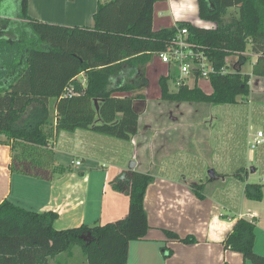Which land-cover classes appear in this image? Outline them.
Masks as SVG:
<instances>
[{
    "label": "trees",
    "instance_id": "1",
    "mask_svg": "<svg viewBox=\"0 0 264 264\" xmlns=\"http://www.w3.org/2000/svg\"><path fill=\"white\" fill-rule=\"evenodd\" d=\"M165 1L113 0L99 4L92 28H68L32 19L28 0H0V18L28 21L19 36L16 34L15 43L0 40V133L13 139V149L18 150L11 164L13 173L45 181L56 173L52 130L47 134L43 125L16 127L32 105L48 114V106L54 102L50 125L57 134L89 130L131 142L139 133L140 114L135 104L146 100L147 66L167 50L178 29L187 28L189 41L201 48L218 74L208 79L211 93L195 81L173 91L171 82L176 78L171 70L177 68L168 67V75L158 81L161 99L235 105L239 97L250 95V74L240 70L221 74V70H229L228 58L243 55L250 45L256 56L252 75L264 78V0H198L200 19L215 27L177 22L154 30V7ZM231 9L238 11V17L228 21ZM127 71L131 78L112 84ZM81 73L84 82L76 80ZM61 168L63 173L68 171ZM238 179L246 182L248 178ZM154 180L151 174L129 171L125 181L113 183L116 191L129 196L124 219L67 230L54 227L55 212L28 211L5 200L0 203V264H74L76 248L85 264H128L131 242L145 239L150 230L145 197ZM263 188L248 183L245 197L261 202ZM191 189L198 199H205L204 184H192ZM164 233L170 241L197 243L192 236L182 238L171 230ZM255 242L256 221L238 219L223 245L242 254L247 262L264 264V256L254 250ZM171 256L172 252L166 255Z\"/></svg>",
    "mask_w": 264,
    "mask_h": 264
},
{
    "label": "crops",
    "instance_id": "2",
    "mask_svg": "<svg viewBox=\"0 0 264 264\" xmlns=\"http://www.w3.org/2000/svg\"><path fill=\"white\" fill-rule=\"evenodd\" d=\"M111 1L113 0L105 1V3ZM87 2L90 4L89 7ZM101 2V0H28V15L43 23L68 28L77 26L92 28L94 26L93 16L99 4H105ZM83 4L88 7L86 13ZM159 5H163L160 6V9L158 8L162 12L161 17H155L156 8ZM164 9L175 11L174 20H170V25L165 23ZM178 12L179 19L176 18ZM14 20L24 24L28 22L16 18ZM177 22H190L195 26L205 28L215 27V24L200 19L198 0H167L162 4L156 3L154 7V30L170 28ZM150 63L147 66V77ZM130 74V71L124 72L115 78L112 84L124 83L125 80L131 78ZM84 78V73H81L76 80L84 82ZM145 102L149 104L148 99ZM48 108L50 114L45 113L42 107L30 106L23 115L22 122L16 127L27 128L30 125H43L42 129L45 133L53 132L54 138L51 141V148L54 154L56 153V173L53 179L45 181L33 176L13 173L11 164L13 156L18 150L13 149L15 144L13 139H10L6 133H0V203L9 200L28 211L55 212L58 214V219L54 224L57 230H67L82 225L93 226L96 223L104 224L101 223L104 220L116 222L124 219L129 211V196L116 191L113 185L112 194L108 193L107 184L110 178H103L102 184L99 186L101 192L99 191L95 197L89 190L88 178H66L65 176L70 169L63 173V168H58V166L64 167L59 164L56 158L59 142L70 143L73 145L72 152L74 155L78 154V156L84 157V160L85 157H88L93 159L92 161H97L96 158L98 157L110 158L115 156L107 148H104V143L107 142L103 140V137L89 130L57 134L55 128L51 127L49 123V116H55L54 102H50ZM138 113L140 114L139 133L131 141L135 148L133 158L137 163L133 171L152 175V172L147 169L148 167H145L147 164L140 159L141 155H139L138 150L144 153L150 151L147 149L149 145L147 130H154V135H156L157 127L153 125V120L146 119V116L142 121L141 113ZM106 139L108 140V138ZM152 152L156 155V150H152ZM82 165L81 161V165H76V167L79 168ZM116 168L118 169L117 173L128 171L121 164L116 165ZM15 178H19L20 184L26 187L25 203H21L19 199L13 200ZM154 178V183L148 187L145 197V210L148 215L150 230L145 239L131 242L128 264H248L242 254L226 250L223 245L238 219L256 221L254 250L258 255L264 256V248L262 250L261 247L264 240L261 241L257 233L260 227L259 223L264 227V198L261 202H257L245 197L244 188L248 184L249 178L243 186L242 196L234 193L224 197L216 190L209 195L205 191L204 200L195 196L190 184L197 183L190 179L157 178L156 176ZM223 180L226 182V178ZM222 206L227 211L226 213H221ZM105 215L107 216L105 217ZM164 230H171L182 238L192 236L197 240V243L183 244L170 241ZM170 252H172V256L166 257Z\"/></svg>",
    "mask_w": 264,
    "mask_h": 264
},
{
    "label": "rangeland",
    "instance_id": "3",
    "mask_svg": "<svg viewBox=\"0 0 264 264\" xmlns=\"http://www.w3.org/2000/svg\"><path fill=\"white\" fill-rule=\"evenodd\" d=\"M101 1V3H105L110 0ZM87 6H90L88 2ZM87 6L83 4V8H86L85 13L88 10ZM160 6L163 5L156 8L155 17H161ZM165 10L163 13L166 17L165 23L170 25V20H174L175 11ZM234 17H238V11L236 9L229 10L227 20L231 21ZM24 27L22 22L0 18V40L6 39L15 43L18 38L16 34L19 36V31H22ZM242 56L247 58V61H243ZM255 61L256 57L252 53L250 45L243 55H233L228 58L230 71L240 70L243 74L251 75L250 95L239 97L235 105H214L161 99L158 81L162 75L168 74L169 68L160 61L158 56H154L148 73V89L144 92L149 104L145 100L135 104L136 110L141 113V120L143 121L146 116V119L153 120V125L157 127L156 135H154V130H147L149 133L147 149L150 151L144 153L138 150L141 155L140 159L147 164L145 167H148L147 169L152 172L153 176L190 179L194 183L204 184L205 189L207 187L205 191L209 195L216 190L224 197L234 193L242 196L243 186L247 181L238 178H249V184L264 186V143L256 148L252 147L258 132L262 131L264 134V78L252 75V64ZM171 73L176 78L174 83L171 82V89L174 91L178 87L181 75L178 69L171 70ZM192 81L197 82L198 87L204 92H212L209 80L199 78V80L193 79L188 83ZM51 119L52 115L49 123ZM100 136L107 142L104 143V148H107L115 156L98 157L97 161L85 157L84 160V157H80L78 154L74 155L73 145L68 142H59L56 156L59 164L70 169L66 178H88L89 190L95 197L99 191L101 192L99 186L102 184L103 178H110L107 192L112 194V185L123 172L117 173L116 165L121 164L129 169L130 163L136 162L133 158L135 148L131 142L104 135ZM152 150H156V155ZM77 161H82V167H76ZM61 167L58 166V168ZM211 170L216 173V177L212 181L209 176ZM239 174L242 176L239 177ZM223 178H226V182ZM19 181H21L19 178H15L13 200L19 199L21 203H25L26 187ZM191 186L192 184H190V188ZM226 212L222 206L221 213ZM108 222L110 221H101L104 224ZM259 226L258 237L263 241L264 227L260 223ZM261 247L263 250V243ZM78 250L80 251L79 248H76L74 252L76 257L71 261L74 264H85L83 255ZM248 264L252 263L248 262Z\"/></svg>",
    "mask_w": 264,
    "mask_h": 264
},
{
    "label": "built area",
    "instance_id": "4",
    "mask_svg": "<svg viewBox=\"0 0 264 264\" xmlns=\"http://www.w3.org/2000/svg\"><path fill=\"white\" fill-rule=\"evenodd\" d=\"M160 61L168 67H176L181 75L178 86L188 83L194 78L209 79L212 75L218 74V71L209 62L208 58L201 51V48L189 41V32L187 28L178 29L177 35L173 38L171 45L167 50L158 55ZM230 68V67H229ZM231 72L230 69L223 68L221 74ZM168 75V74H167ZM71 90H68V93ZM264 143V134L258 132L254 138L252 147ZM77 166L81 165V161L76 162Z\"/></svg>",
    "mask_w": 264,
    "mask_h": 264
},
{
    "label": "water",
    "instance_id": "5",
    "mask_svg": "<svg viewBox=\"0 0 264 264\" xmlns=\"http://www.w3.org/2000/svg\"><path fill=\"white\" fill-rule=\"evenodd\" d=\"M97 110L99 109L98 102H95ZM137 163L132 161L129 165L128 171H133L136 167ZM128 171H123L122 174L116 179V183H120L121 181H125L127 179ZM254 171V170H253ZM210 179H214L216 177V173L214 170L209 172Z\"/></svg>",
    "mask_w": 264,
    "mask_h": 264
},
{
    "label": "clouds",
    "instance_id": "6",
    "mask_svg": "<svg viewBox=\"0 0 264 264\" xmlns=\"http://www.w3.org/2000/svg\"><path fill=\"white\" fill-rule=\"evenodd\" d=\"M174 7H175V6H174ZM189 7H191V5H189ZM176 18H177V19L180 18V16H179V12L177 13Z\"/></svg>",
    "mask_w": 264,
    "mask_h": 264
}]
</instances>
